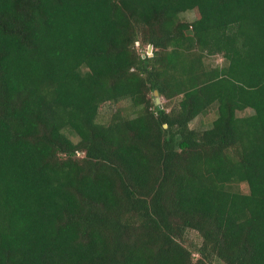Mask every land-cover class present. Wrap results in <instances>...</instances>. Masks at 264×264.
I'll list each match as a JSON object with an SVG mask.
<instances>
[{
  "label": "trees",
  "instance_id": "trees-1",
  "mask_svg": "<svg viewBox=\"0 0 264 264\" xmlns=\"http://www.w3.org/2000/svg\"><path fill=\"white\" fill-rule=\"evenodd\" d=\"M215 259L264 264V0H0V264Z\"/></svg>",
  "mask_w": 264,
  "mask_h": 264
},
{
  "label": "rangeland",
  "instance_id": "rangeland-1",
  "mask_svg": "<svg viewBox=\"0 0 264 264\" xmlns=\"http://www.w3.org/2000/svg\"><path fill=\"white\" fill-rule=\"evenodd\" d=\"M186 18L188 19H192L193 18V13L188 12L186 14H184ZM206 62L211 65H219L222 63V58L220 56H210L208 58L205 59ZM154 98L155 95L153 94ZM159 97V96H158ZM166 102V100L162 97H159V104L160 103H164ZM130 101L129 100H123L120 101L118 104H114V103H104L101 108H100V112H99V119L103 122H106L110 115L112 114L114 108H121L123 110V112L126 114L127 113H133L132 109L129 107ZM171 105H173V102L171 103ZM133 115V114H132ZM215 111L214 109H212L211 111H209L207 114L205 115H200L198 117H196L190 124L191 127L193 128H198V129H204L207 128L211 125L212 120L215 118ZM241 189L244 191L246 190V186L242 185ZM185 240H186V244H199L201 239L199 237V235L192 230H189L186 232L185 235ZM212 264H224L223 262H221L220 260H213Z\"/></svg>",
  "mask_w": 264,
  "mask_h": 264
},
{
  "label": "water",
  "instance_id": "water-1",
  "mask_svg": "<svg viewBox=\"0 0 264 264\" xmlns=\"http://www.w3.org/2000/svg\"><path fill=\"white\" fill-rule=\"evenodd\" d=\"M148 48L152 49V46L150 45ZM154 95H155V102L158 104L159 103V97H158V91L157 90H154ZM164 126H166V125H164Z\"/></svg>",
  "mask_w": 264,
  "mask_h": 264
},
{
  "label": "built area",
  "instance_id": "built-area-1",
  "mask_svg": "<svg viewBox=\"0 0 264 264\" xmlns=\"http://www.w3.org/2000/svg\"><path fill=\"white\" fill-rule=\"evenodd\" d=\"M147 53H149V54H150V53H151V49H149V48H148V49H147Z\"/></svg>",
  "mask_w": 264,
  "mask_h": 264
}]
</instances>
